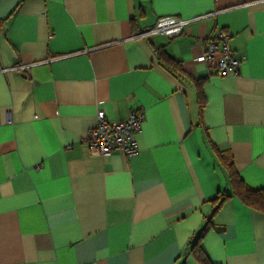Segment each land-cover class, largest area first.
<instances>
[{
  "label": "crops",
  "instance_id": "1",
  "mask_svg": "<svg viewBox=\"0 0 264 264\" xmlns=\"http://www.w3.org/2000/svg\"><path fill=\"white\" fill-rule=\"evenodd\" d=\"M218 29L237 75L196 60ZM99 110L144 115L139 154L91 152ZM219 151L264 188V0H0V264H201L191 242L232 193ZM201 246L213 264H264V213L229 198Z\"/></svg>",
  "mask_w": 264,
  "mask_h": 264
},
{
  "label": "built area",
  "instance_id": "2",
  "mask_svg": "<svg viewBox=\"0 0 264 264\" xmlns=\"http://www.w3.org/2000/svg\"><path fill=\"white\" fill-rule=\"evenodd\" d=\"M205 17L206 15L186 19L163 16L141 30L136 37L161 34L174 38L183 33L189 23L200 21ZM230 37V34L223 29H218L216 34L209 38L201 36V41H205L204 51L196 60L205 63L209 69L213 67L219 76L237 75L242 60L231 48ZM96 117V123L87 137L88 146L93 154L110 156L120 152L127 157L139 154L140 147L136 141V134L142 128L144 120L142 113L131 112L125 120H109L105 112L99 110Z\"/></svg>",
  "mask_w": 264,
  "mask_h": 264
},
{
  "label": "trees",
  "instance_id": "3",
  "mask_svg": "<svg viewBox=\"0 0 264 264\" xmlns=\"http://www.w3.org/2000/svg\"><path fill=\"white\" fill-rule=\"evenodd\" d=\"M166 58L167 57H165V59ZM166 61L168 62L167 63L168 69L180 74L183 72V68L180 62L170 57ZM200 100H201L200 109L202 110L204 106L202 94L200 95ZM218 153L221 162L223 163V165L225 166V168L229 173L232 193H229L227 191L219 192L211 200V203L213 204L212 215L209 218L206 226L197 235L195 240L191 242L190 251L201 262V264H213L201 246V237L208 228L209 223L212 222V216L219 210V208L226 200H228L233 196H236L247 206L251 207L256 211L264 213V188H253L247 185L241 178L235 166L232 156L229 153H225V152L223 153L219 151Z\"/></svg>",
  "mask_w": 264,
  "mask_h": 264
}]
</instances>
